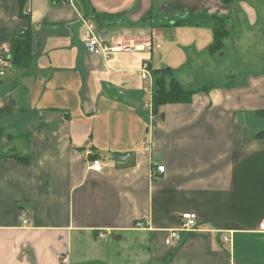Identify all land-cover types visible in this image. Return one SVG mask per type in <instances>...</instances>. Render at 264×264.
I'll use <instances>...</instances> for the list:
<instances>
[{
	"label": "crops",
	"instance_id": "crops-1",
	"mask_svg": "<svg viewBox=\"0 0 264 264\" xmlns=\"http://www.w3.org/2000/svg\"><path fill=\"white\" fill-rule=\"evenodd\" d=\"M199 14L219 49L174 25ZM84 21L123 49L90 54ZM27 33L0 82V264H264V0H0V48ZM145 64L192 101L146 109Z\"/></svg>",
	"mask_w": 264,
	"mask_h": 264
},
{
	"label": "trees",
	"instance_id": "trees-1",
	"mask_svg": "<svg viewBox=\"0 0 264 264\" xmlns=\"http://www.w3.org/2000/svg\"><path fill=\"white\" fill-rule=\"evenodd\" d=\"M225 5H230L234 0H222ZM95 15L94 22L100 26L98 17ZM226 19L207 14L192 15L184 20L176 21L175 26L202 25L211 26L214 33V44L211 51H215L222 46V40L227 34ZM14 64L19 68H27L32 61V36L27 33L20 39H15L11 45ZM154 77V111L155 113L166 104L190 103L193 93L183 88L178 79L174 77L171 68L160 69L153 72ZM264 138V133L260 134ZM1 140V135H0Z\"/></svg>",
	"mask_w": 264,
	"mask_h": 264
},
{
	"label": "built area",
	"instance_id": "built-area-1",
	"mask_svg": "<svg viewBox=\"0 0 264 264\" xmlns=\"http://www.w3.org/2000/svg\"><path fill=\"white\" fill-rule=\"evenodd\" d=\"M84 25L87 27L91 37L85 43L86 49L90 54L93 55H105L108 56L110 52L122 50L123 47H109L105 45L95 34V26L93 23L89 21H84ZM14 56L11 45H4L0 48V82L6 75V71L13 65ZM142 79L146 81L148 84L145 85L144 91L149 96L145 104V108L153 111L154 109V77L151 74L150 68L148 64H145L142 71H141ZM2 107V102L0 100V108ZM88 157L91 158V165L90 169L96 172L102 171V164L98 159H94L95 153L94 151L88 152ZM159 173L165 172V167H157L156 169ZM154 173V172H153ZM196 221L197 216L194 214H185L182 216L181 225L176 230H171L169 232V236L166 239V245L172 246L176 242H178L181 238V234L185 232H193L196 229ZM23 224H29V218L27 214H23ZM146 224L138 223V229H144ZM261 231L264 232V222L261 224ZM59 261L62 264H69L70 263V256L69 255H59Z\"/></svg>",
	"mask_w": 264,
	"mask_h": 264
},
{
	"label": "water",
	"instance_id": "water-1",
	"mask_svg": "<svg viewBox=\"0 0 264 264\" xmlns=\"http://www.w3.org/2000/svg\"><path fill=\"white\" fill-rule=\"evenodd\" d=\"M113 156H114V158H115L117 161H124V160L127 159V157L129 156V154L115 153Z\"/></svg>",
	"mask_w": 264,
	"mask_h": 264
},
{
	"label": "rangeland",
	"instance_id": "rangeland-1",
	"mask_svg": "<svg viewBox=\"0 0 264 264\" xmlns=\"http://www.w3.org/2000/svg\"><path fill=\"white\" fill-rule=\"evenodd\" d=\"M226 26H227V23H226ZM238 64V63H237ZM244 69H245V67L241 64V68H240V70L241 71H244ZM237 70V69H236ZM219 81V78H214L213 79V81H210V82H215V84H217L218 83V81ZM222 82V81H221Z\"/></svg>",
	"mask_w": 264,
	"mask_h": 264
}]
</instances>
